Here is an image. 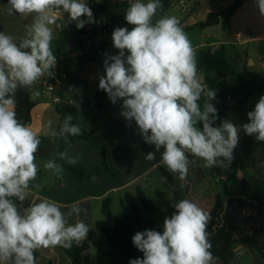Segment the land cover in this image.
<instances>
[{
	"label": "clouds",
	"instance_id": "obj_1",
	"mask_svg": "<svg viewBox=\"0 0 264 264\" xmlns=\"http://www.w3.org/2000/svg\"><path fill=\"white\" fill-rule=\"evenodd\" d=\"M257 7L264 15V0H257ZM161 8L160 0H132L125 20L133 27L114 29L112 41L119 52L105 59L106 75L100 77L99 88L113 104L122 99L121 115L135 121L145 142L157 152L164 148L160 163L180 179L187 176V153L201 159L205 168H227L241 128L229 120L213 126L218 115L209 101L215 99V91L206 90L198 75L195 49L179 19L157 18ZM8 11L31 17V24L18 43L0 32V264H36V250L70 248L86 238L89 227L82 220L69 223L81 212L76 205L65 212L63 205L45 197L23 211L18 208L15 201L24 202L31 188L39 187L32 182L40 170L36 153L41 140L30 125L17 119L15 94L20 87L31 90L55 68L50 25L58 15L67 13L78 29L95 21L85 0H8ZM202 96L206 99L201 107ZM247 116L244 133L264 142V96ZM72 120L71 114L66 115L58 131L49 121L48 134L65 142L69 136L80 135V127ZM58 155L68 164L79 160L66 151ZM145 159L155 160V153H147ZM43 168L57 176L63 172L53 158ZM171 207L175 211L164 218L162 233L146 229L132 237L143 258L131 259L129 264H214L207 231L210 214L189 199Z\"/></svg>",
	"mask_w": 264,
	"mask_h": 264
},
{
	"label": "crops",
	"instance_id": "obj_2",
	"mask_svg": "<svg viewBox=\"0 0 264 264\" xmlns=\"http://www.w3.org/2000/svg\"><path fill=\"white\" fill-rule=\"evenodd\" d=\"M94 1L98 6L123 1L127 3V8L132 2V0ZM235 1L188 0L186 6L175 2L163 14L157 12V18L159 15H165L179 19L180 26L187 33L195 49L196 60L203 51L214 52L222 49L228 63L235 69L237 77L243 79L245 88L242 94L231 93L235 86L231 79L226 77L222 79V85L224 90L230 93L228 98L209 101L217 109L218 115L213 126L218 127L225 120H229L241 128L238 146L233 151L234 159L227 168H205L201 159L187 153L190 161L187 176L180 179L178 174L170 172L160 163L164 148L161 147L157 152L154 145L146 142L145 147L149 151L127 155L112 147H106L104 154L110 172L104 169L101 149L91 146L84 140H75L63 151L72 157L78 156L76 164H68L61 160L59 155L56 156L59 163L81 172L80 175H73L64 169L61 175H54L43 168V163L50 157H36L40 170L32 183L39 187H32L24 202H15L21 211L45 197L59 202L64 206L61 210L65 212L72 205L79 207L80 214H74L69 223L82 220L89 227L86 238L75 243L79 246L88 245L82 253V264H113L108 254L111 247L105 236L96 228V222L104 219L102 205L105 199L110 200L112 215L130 230L128 238H114L115 264H129L131 259L143 258V253L132 242V237L141 231L134 223L132 215L124 208L128 197L144 218L155 220L161 225L165 217H170L174 213L172 204L189 199L210 214L209 224L218 199L223 196V182H226L228 187L238 190V182L241 180L249 183L264 181V142L257 141L255 136L245 134L242 129V125L249 122L247 113L254 110L259 98L264 96V15H261L257 7V0H244L235 13L223 15L219 24L204 29L193 28L197 23L206 20L209 13L223 12ZM187 6L191 7L188 13ZM30 24L31 17L23 18L10 13L8 3L0 1V32L13 36L18 43ZM50 27L53 29L52 41L62 40L67 33L72 34L66 19H56ZM117 27L131 30L133 25L126 21H118L114 24V29ZM93 41V45L86 53L82 52L81 44L75 55L62 50L61 60H57L55 68L45 73L31 90L23 87L16 90L14 108L16 117L19 122L30 125L38 133L41 140L39 148L43 152L48 148L55 152L63 141L48 134V122L51 121L52 129L58 131L68 114L73 116L72 123L78 125L81 131L92 132L100 140L111 134L116 136L115 144L135 147L143 139L135 121L129 122L121 115L122 99L113 104L108 94L99 88L100 77L106 75L105 59L117 55L119 50L114 47L113 41L110 42L103 36H96ZM197 69L207 90L206 72L199 67ZM62 72L67 75L62 87L56 93H49L45 89V81ZM209 74L214 75L212 72ZM56 98L59 101H56ZM205 99L206 97H201L199 101L201 107ZM70 100L73 103H70ZM197 126L202 129V123H198ZM149 152L155 153V160L145 159ZM139 192L150 200L158 199L159 194L166 202L165 207L157 213L149 212L142 206ZM65 249L68 248L56 246L36 250L35 252L39 253L36 264H72ZM233 250L235 262L232 264H264V254L254 242L238 240ZM214 264L224 263L214 258Z\"/></svg>",
	"mask_w": 264,
	"mask_h": 264
},
{
	"label": "trees",
	"instance_id": "obj_3",
	"mask_svg": "<svg viewBox=\"0 0 264 264\" xmlns=\"http://www.w3.org/2000/svg\"><path fill=\"white\" fill-rule=\"evenodd\" d=\"M1 2L8 3V0H0ZM176 0H160L162 8L158 10V14H163L168 11L172 3ZM244 0H236L229 8L223 12H211L208 14L206 20L197 23L193 28H207L213 25H217L221 21V17L225 14L232 15L235 13L243 4ZM127 9L126 2H115L113 4L99 5L95 13H100L103 15L111 24H116L118 21H126L125 14ZM65 19L71 21L68 14L65 13ZM75 26L76 22L74 21ZM78 23V21H77ZM77 28V27H76ZM78 36L74 42V51L76 52L81 44V29H78ZM197 61V67L203 69L206 72L205 81L208 89L215 91V99L224 100L228 98L230 93L224 90L222 85V79L229 77L232 84L235 86L231 91L232 94L238 95L244 92L243 79L238 78L233 66L228 63L224 51L217 50L214 52L203 51L200 53ZM212 72L214 75H210ZM103 93H106L103 91ZM116 136L109 134L104 140L98 139L92 132L81 131L80 135L69 136L68 141L64 140L59 145V147L52 151V148H48L43 152L40 148L36 153V157H50L59 163L56 156L63 152L64 149L74 142L75 140H84L88 142L91 146H96L103 152V165L106 172H110L106 164L105 159V148L112 147L117 151L124 152L126 155L133 152L149 151L145 147V140L142 139L140 144L135 147H126L122 145H117L114 143ZM62 165L65 171L71 172L73 175H80L81 172L73 169L70 166ZM158 199L150 200L145 197V195L139 192V199L142 206L151 213H157L162 211L165 207V200L160 198L158 194ZM245 204H253L255 206L264 208V181H257L254 183H249L245 180L238 182V190H234L228 187L226 182H223V196L218 199V202L211 215V222L207 225V231L209 233L208 239L212 245L210 251L212 252L215 259L222 261L224 264H232L235 262V254L233 250L234 244L241 239L236 237L235 230L232 228L228 221V215L231 209L237 206H243ZM226 205V209H225ZM126 211H128L134 220L136 226L140 231L144 230H156L162 233L163 225L155 220L144 218L139 212L138 207L132 203L130 197L127 198V204L124 205ZM102 211L104 213V219L96 222V228L105 236L108 245L111 249L108 254L112 258L113 264H115V256L113 251L114 238L120 237L126 239L130 235V230L122 222H120L115 216L112 215L110 211V200L105 199L102 205ZM247 241V240H246ZM88 248L87 244L83 245H73L65 249L68 256L71 258L72 264H82V253ZM36 259L39 256L38 252L34 253Z\"/></svg>",
	"mask_w": 264,
	"mask_h": 264
},
{
	"label": "built area",
	"instance_id": "obj_4",
	"mask_svg": "<svg viewBox=\"0 0 264 264\" xmlns=\"http://www.w3.org/2000/svg\"><path fill=\"white\" fill-rule=\"evenodd\" d=\"M187 1L188 0H176L173 3L177 2V4L181 6H186ZM85 3L91 8L95 22L86 23L85 26L81 28V46L83 53L89 51L94 43L93 39L96 36H103L112 42V33L114 30V24H111L100 13H95L98 5L94 0H85ZM190 11L191 7L187 6L186 12L188 13ZM63 19H65V14L57 16V20ZM81 19L86 20V17L82 16ZM66 78L67 75L63 72L54 75L49 80L45 81V89L49 93H56L60 90ZM56 101H59V99L56 98ZM70 103H73V101L70 100ZM228 221L235 230L238 239L256 243L264 254V208L253 204L237 206L230 210Z\"/></svg>",
	"mask_w": 264,
	"mask_h": 264
},
{
	"label": "rangeland",
	"instance_id": "obj_5",
	"mask_svg": "<svg viewBox=\"0 0 264 264\" xmlns=\"http://www.w3.org/2000/svg\"><path fill=\"white\" fill-rule=\"evenodd\" d=\"M66 22H68V21L66 20ZM71 35L72 34L67 33V35L63 36L62 40H57V41H52L51 42V47H52L53 53H54V55H56V58H57L58 61L61 60L62 50L65 51L66 53H70V38H71Z\"/></svg>",
	"mask_w": 264,
	"mask_h": 264
},
{
	"label": "water",
	"instance_id": "obj_6",
	"mask_svg": "<svg viewBox=\"0 0 264 264\" xmlns=\"http://www.w3.org/2000/svg\"><path fill=\"white\" fill-rule=\"evenodd\" d=\"M68 23L72 29V36L70 38V55H75L76 52L74 51V42L78 36V31H77L74 21L71 20V21H68ZM225 209H226V205H225Z\"/></svg>",
	"mask_w": 264,
	"mask_h": 264
}]
</instances>
